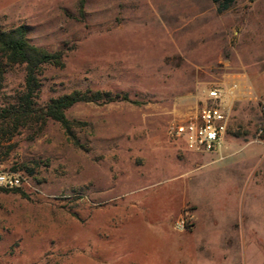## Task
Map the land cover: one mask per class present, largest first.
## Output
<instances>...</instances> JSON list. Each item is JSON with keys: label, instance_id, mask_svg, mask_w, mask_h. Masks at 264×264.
Segmentation results:
<instances>
[{"label": "rangeland", "instance_id": "rangeland-1", "mask_svg": "<svg viewBox=\"0 0 264 264\" xmlns=\"http://www.w3.org/2000/svg\"><path fill=\"white\" fill-rule=\"evenodd\" d=\"M20 26L65 52L41 105L74 91L129 101L69 109L86 123L80 147L54 121L0 131L24 177L0 189V264H264V0L224 13L214 0H0V30ZM24 78L0 55V106ZM214 88L225 142L192 153L170 126Z\"/></svg>", "mask_w": 264, "mask_h": 264}, {"label": "trees", "instance_id": "trees-1", "mask_svg": "<svg viewBox=\"0 0 264 264\" xmlns=\"http://www.w3.org/2000/svg\"><path fill=\"white\" fill-rule=\"evenodd\" d=\"M218 5V12L228 11L235 0H214ZM80 13H83V3ZM0 55L10 66H22L25 72L24 87L16 102L0 106V131L2 136L7 132L5 127L14 126L17 130L23 127H35L41 131L48 121L58 123L74 145L80 147L75 129L86 123L70 120L66 112L80 103L108 104L118 101H129L127 95L109 93L74 91L51 99L41 105L39 97L42 88L41 76L46 67L63 68L65 66V52L63 50L51 52L32 44L27 37V28L20 26L9 31L0 30ZM18 170L17 167L13 168ZM3 189V188H0ZM7 190V189H3ZM16 188L9 191H20Z\"/></svg>", "mask_w": 264, "mask_h": 264}, {"label": "built area", "instance_id": "built-area-1", "mask_svg": "<svg viewBox=\"0 0 264 264\" xmlns=\"http://www.w3.org/2000/svg\"><path fill=\"white\" fill-rule=\"evenodd\" d=\"M229 116L222 104V92L211 89L205 105L197 112L170 126L172 135L180 138L186 149L197 154H217L221 151L227 134ZM24 185L19 170L6 165L0 155V188L13 190ZM182 228H185L182 225Z\"/></svg>", "mask_w": 264, "mask_h": 264}]
</instances>
